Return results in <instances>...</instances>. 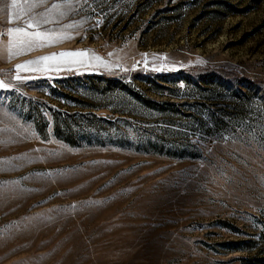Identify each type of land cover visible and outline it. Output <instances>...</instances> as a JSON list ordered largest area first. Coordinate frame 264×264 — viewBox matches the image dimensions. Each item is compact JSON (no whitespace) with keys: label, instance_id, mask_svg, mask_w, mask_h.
Returning <instances> with one entry per match:
<instances>
[{"label":"rangeland","instance_id":"rangeland-1","mask_svg":"<svg viewBox=\"0 0 264 264\" xmlns=\"http://www.w3.org/2000/svg\"><path fill=\"white\" fill-rule=\"evenodd\" d=\"M14 10L91 66L0 77V264H264V0Z\"/></svg>","mask_w":264,"mask_h":264},{"label":"crops","instance_id":"crops-1","mask_svg":"<svg viewBox=\"0 0 264 264\" xmlns=\"http://www.w3.org/2000/svg\"><path fill=\"white\" fill-rule=\"evenodd\" d=\"M15 10L12 7V0H0V77L5 78L6 75H14L19 74L21 72L24 73H31L33 72L32 69L35 65H30L28 69H23L17 72V65L25 64L28 61L37 60L38 56H51L53 53H61L60 50H47L48 52L44 54V51L48 49L51 45H61V40H56L55 42L50 43H43V41L38 42L37 44L33 45L30 50L21 51L22 42L26 39V37L22 33H12L9 36L8 28H16V27H25V30L28 32H35L38 31L36 29V16L31 14L28 17H24L23 19L19 18L18 16L15 17ZM11 16L12 22L9 23V17ZM31 19L33 23L32 28H26V22ZM23 20V21H21ZM85 57H75V58H68V57H57L55 60L43 61L42 66L43 68L48 65H54L56 63L65 62L71 59L82 60L85 63ZM72 68H76V73L80 65H72ZM34 70V69H33ZM64 70L63 68L59 71ZM48 71H55V70H48ZM56 71V72H59Z\"/></svg>","mask_w":264,"mask_h":264},{"label":"snow or ice","instance_id":"snow-or-ice-1","mask_svg":"<svg viewBox=\"0 0 264 264\" xmlns=\"http://www.w3.org/2000/svg\"><path fill=\"white\" fill-rule=\"evenodd\" d=\"M16 3L17 0H12V7L15 8L16 7ZM53 7H57V5H53ZM42 15V14H41ZM12 22V18L11 16L9 17V23ZM40 22H37V24L39 25ZM44 23H49V21L45 20ZM99 23V22H98ZM33 27V23L32 20L29 19L26 22V28H32ZM8 33L9 36L12 35V33H22L26 39L22 42V47H21V51H27L30 50L33 45L37 44L40 41H43V43H50V42H54L56 34L54 33L53 30H45V31H35V32H28L25 30V27H16V28H8ZM86 55V52L83 50H76V51H65V52H61V53H53L51 56H44V57H40L37 60L34 61H28L25 64H20L17 65V72H19L20 70L23 69H28L30 65H40L41 62L43 61H49V60H55L57 57H68V58H75V57H84ZM80 65L82 67H90V64H85L82 60H77V59H71L65 62H60V63H56L54 65H46L44 67V69H41L39 67L35 68V71H41V70H55V71H59L62 68L64 70H75L74 68H72V65ZM145 66H147V59H145ZM164 67H166L165 65H161L160 67H154V70L160 71L162 70ZM33 77L31 76H19L17 75L16 79H23V80H30ZM9 86L6 85L3 81H0V89H8ZM99 203V202H97ZM75 207V206H73Z\"/></svg>","mask_w":264,"mask_h":264}]
</instances>
